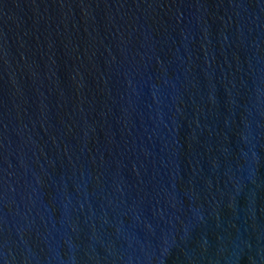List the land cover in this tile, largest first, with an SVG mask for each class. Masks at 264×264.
I'll return each instance as SVG.
<instances>
[{
	"label": "water",
	"instance_id": "water-1",
	"mask_svg": "<svg viewBox=\"0 0 264 264\" xmlns=\"http://www.w3.org/2000/svg\"><path fill=\"white\" fill-rule=\"evenodd\" d=\"M0 264H264V0H0Z\"/></svg>",
	"mask_w": 264,
	"mask_h": 264
}]
</instances>
